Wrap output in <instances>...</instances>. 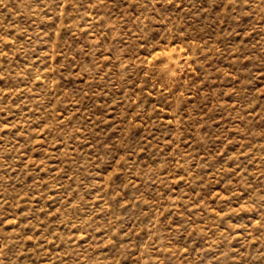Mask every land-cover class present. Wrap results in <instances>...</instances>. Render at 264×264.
<instances>
[{
    "label": "rangeland",
    "instance_id": "rangeland-1",
    "mask_svg": "<svg viewBox=\"0 0 264 264\" xmlns=\"http://www.w3.org/2000/svg\"><path fill=\"white\" fill-rule=\"evenodd\" d=\"M0 264H264V0H0Z\"/></svg>",
    "mask_w": 264,
    "mask_h": 264
}]
</instances>
